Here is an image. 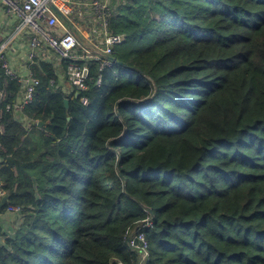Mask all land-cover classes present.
<instances>
[{
  "label": "trees",
  "instance_id": "trees-1",
  "mask_svg": "<svg viewBox=\"0 0 264 264\" xmlns=\"http://www.w3.org/2000/svg\"><path fill=\"white\" fill-rule=\"evenodd\" d=\"M110 7L122 65L90 62L84 92L38 63L17 115L0 70V212L21 216L0 264H264V0Z\"/></svg>",
  "mask_w": 264,
  "mask_h": 264
},
{
  "label": "built area",
  "instance_id": "built-area-1",
  "mask_svg": "<svg viewBox=\"0 0 264 264\" xmlns=\"http://www.w3.org/2000/svg\"><path fill=\"white\" fill-rule=\"evenodd\" d=\"M78 2V0H0V6L5 15L16 20L15 30L6 41L0 44V70L5 78L19 86L18 103L14 107L17 110H22L33 101L39 79L35 73L36 70L30 67L38 66L45 51L52 52L60 61L68 62L66 82L77 94L86 90L90 62L98 63L100 68L112 65L109 58L113 48L124 40L122 35H114L109 29L114 8L102 0L87 2L86 7L90 8L93 16L92 31L90 36H82L86 41V45H83L75 37L74 31L67 26L69 20L66 19V24L59 17L61 9H65L72 16L79 8ZM23 35L27 36L29 45L26 54L29 68L23 73H18L10 66L5 52L16 38ZM96 84L99 86L100 79H97ZM3 95V90H0V100L3 99ZM81 102L86 104L85 98H81ZM6 110H10V107L7 106ZM5 195L0 178V202ZM18 211L17 207H7L5 210L6 213ZM150 226L148 219L141 225V227ZM127 244L140 254L144 252V255L141 254L142 258L147 257V241L144 233L139 229L127 237Z\"/></svg>",
  "mask_w": 264,
  "mask_h": 264
},
{
  "label": "crops",
  "instance_id": "crops-1",
  "mask_svg": "<svg viewBox=\"0 0 264 264\" xmlns=\"http://www.w3.org/2000/svg\"><path fill=\"white\" fill-rule=\"evenodd\" d=\"M77 8L72 16H70L65 9H61L59 17H63L65 20H69L70 27L74 32L79 33L81 36H90L92 31V12L86 5L89 0H78ZM82 4V5H81ZM81 5V6H80ZM16 27V20L5 15L3 9L0 6V44L6 41ZM27 36L23 35L16 38L10 47L6 50L5 55L9 60L10 66L13 70L18 73H23L29 68L26 62V54L28 51ZM50 64L58 77V86L63 91L69 93L72 88L66 83V72L63 71L62 62L54 55L46 54L41 58L40 62ZM40 65V64H39ZM41 72V68H40ZM18 103V95L15 105ZM14 105V107H15ZM15 109V108H14ZM18 115L21 110H17ZM24 121V120H23ZM1 162V159H0ZM14 215L13 213H1L0 212V246L4 244L6 238L11 236L12 227L14 226ZM13 232V231H12ZM10 235V236H9Z\"/></svg>",
  "mask_w": 264,
  "mask_h": 264
},
{
  "label": "rangeland",
  "instance_id": "rangeland-1",
  "mask_svg": "<svg viewBox=\"0 0 264 264\" xmlns=\"http://www.w3.org/2000/svg\"><path fill=\"white\" fill-rule=\"evenodd\" d=\"M90 1V0H89ZM105 4H107L108 6H111L113 3H117V2H119L120 0H102ZM46 54H49V55H52L53 53L52 52H50V51H45V55ZM67 83V82H66ZM69 86V85H68ZM13 214H15L14 215V226L12 227V231H11V236L10 237H12L13 236V234H14V231L17 229V227H19L20 226V224H21V216L19 215V211L18 212H16V213H13ZM142 255H144V252H142L141 253Z\"/></svg>",
  "mask_w": 264,
  "mask_h": 264
},
{
  "label": "water",
  "instance_id": "water-1",
  "mask_svg": "<svg viewBox=\"0 0 264 264\" xmlns=\"http://www.w3.org/2000/svg\"><path fill=\"white\" fill-rule=\"evenodd\" d=\"M109 60H111V62H112V64H114V65H122L121 63H119V62H117L116 61V59H114V58H109ZM77 95V94H76ZM64 106H65V108H67V100H64ZM14 112H15V114H17L18 115V111H17V109L15 108L14 109ZM67 121H69V119H67ZM37 126L38 127H41L42 126V123H40V122H37ZM8 201V197L7 196H4L2 199H1V202H0V210L3 208V206L6 204V202Z\"/></svg>",
  "mask_w": 264,
  "mask_h": 264
}]
</instances>
